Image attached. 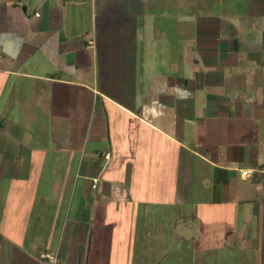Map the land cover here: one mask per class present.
<instances>
[{"label": "crops", "instance_id": "obj_1", "mask_svg": "<svg viewBox=\"0 0 264 264\" xmlns=\"http://www.w3.org/2000/svg\"><path fill=\"white\" fill-rule=\"evenodd\" d=\"M114 155L170 183L158 257L183 230L205 234L204 264H264V0H0V209L52 207L0 219V264H133L150 193L108 176ZM75 196L92 224L69 223Z\"/></svg>", "mask_w": 264, "mask_h": 264}, {"label": "rangeland", "instance_id": "obj_2", "mask_svg": "<svg viewBox=\"0 0 264 264\" xmlns=\"http://www.w3.org/2000/svg\"><path fill=\"white\" fill-rule=\"evenodd\" d=\"M165 20H166L165 22L167 23V25H169V30L173 32V29H174L173 27L176 26V23H175V25H173V21H172L173 19H165ZM194 27H195L194 22H190V23L189 22H181V24H180L181 34L178 35L177 31L175 32V37H174L175 40L173 41V44L176 45V42H178L180 38L182 40L183 38H185V36H190L189 32L194 31ZM169 35L172 38L173 33L170 32ZM178 43H180V41ZM181 47H182V43H181ZM119 118L124 119V117H121V116L118 117V120H116L117 124L118 123L120 124ZM123 119H122V121H124ZM120 126L124 128V125L120 124ZM68 132L70 134L76 133L73 130H70ZM109 133L110 134L105 139L106 144H103V146H101V148L108 146L110 144L114 133L111 130H109ZM121 133H122L123 138H124V135L127 132L125 130H121ZM134 140H135L134 145L140 144V140H141L140 137L137 136L134 138ZM114 156L115 157H114L112 163L110 164L111 169L108 173V176L111 177L112 175H116L115 179L117 181H120L123 184H126V183L130 184L134 188L144 187L150 193L147 197L149 199V201H148L149 203H148V207H147L148 210H147L146 217L141 216L142 212H144V211H141V209L139 210V213H138L136 233H135L136 241L134 243V251H133L134 252L133 264H204V259H203V253L204 252H202L200 249H202L203 247L206 246L205 234L198 238V237H194L195 235L188 233V231L184 232L183 230L181 233L177 234V236L175 235V240H174L173 244L171 245V248L169 249V251H167L165 254H163L160 257L157 256L158 253L156 250L157 242H156L155 233L157 232V229H158V226H157L158 209L156 207L158 204L156 203L155 200H157V198L158 199L163 198V196L159 195L157 193H154L153 191H155L156 189L153 187L157 186V183H158L160 188L168 189L170 183L168 182L167 178L166 179H161V178L156 179V178L150 177L149 176L150 171L148 172V174L146 173L148 171V169L146 172L142 171L141 166L143 165V163L140 166V161H137V165L130 163V164H132V166L129 168L126 166L127 162L125 163L124 155H122L120 157L118 155H114ZM137 170L139 172H136ZM152 173H154V172H152ZM160 174L163 175L164 173H160ZM102 179L103 178H101V180ZM65 180H66L67 185L71 184V180H72L71 178H69V179L65 178ZM151 189H152V193H151ZM139 195H141V194H139ZM45 196H47V195H45ZM143 197H145V196H143ZM49 198H51V199L48 202L52 203L53 208L54 207L56 208V210L53 209L54 212L52 211L53 212V220L55 221V220H58L57 218H59V219H61L60 221H62L63 218L61 216H63L65 214V211H66L68 194H64V196L62 197V200L56 199L54 195L50 196ZM76 199H77V197L75 196L74 200L72 202V208L69 209V211L67 212V217H68L69 223H71V221L74 220L75 217L78 215L83 220H85L86 222H89L90 224H92L93 219H92L91 205L88 204L87 202H84V203H81V205L79 207H77V206H75ZM22 200L24 201V199H22ZM37 200H38L37 204H36L37 208L34 210H30V209L23 210V209H20L19 207H17L16 205L14 208H12L13 206L12 207L6 206V207H4V209H0V219L6 220L9 218V215H10L11 218L12 217L13 218L14 217L21 218L26 223L29 222V219H31V221H36V222H39L40 219H47L48 220L49 215L47 213L49 212L50 208L52 210L51 204L50 205L48 204V206H43L44 204H47V203H44V204L41 203V201H43V199L41 197H38ZM5 201H7L8 205L11 204L12 202L14 204V199H12L11 196H8L6 198H4V197L2 198V194L0 193V205L3 204ZM46 201H47V199H46ZM140 205H141V202H140ZM7 207H9V208H7ZM142 207H144L143 204H142V206H140V208H142ZM196 207H197L196 210L200 209V211H197V212H199L200 215L196 214L197 213L196 212L195 217L197 218V216H200V218H201V215H203V210L201 209L200 206H196ZM55 214H56V216H55ZM183 221L188 222L189 219L184 218ZM203 221H204V219H203ZM109 226L111 227V225H109ZM40 227H42V226L41 225H35L34 230L39 232L42 230ZM27 228H30V227H27ZM185 229H187V227ZM201 229L203 231H205L206 227L204 226V223L202 224ZM38 234H40V233H38ZM53 235H55V231H54ZM40 236H41V234H40ZM52 253H56V252L52 251ZM41 258H42V255H41ZM60 261H61V259H60Z\"/></svg>", "mask_w": 264, "mask_h": 264}, {"label": "built area", "instance_id": "obj_3", "mask_svg": "<svg viewBox=\"0 0 264 264\" xmlns=\"http://www.w3.org/2000/svg\"><path fill=\"white\" fill-rule=\"evenodd\" d=\"M253 172L254 170L252 168L240 169V175L242 177H251ZM261 172L264 175V169H262ZM92 182H93L92 187H95L98 182V178H92ZM42 257L48 264H61L60 258L58 257L57 253H52V252L44 253Z\"/></svg>", "mask_w": 264, "mask_h": 264}]
</instances>
